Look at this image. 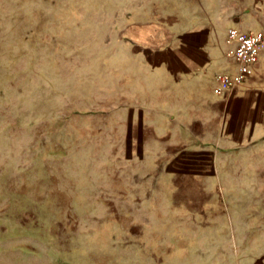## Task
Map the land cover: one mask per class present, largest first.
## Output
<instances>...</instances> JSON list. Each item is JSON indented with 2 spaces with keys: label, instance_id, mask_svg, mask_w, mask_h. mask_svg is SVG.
I'll return each mask as SVG.
<instances>
[{
  "label": "rangeland",
  "instance_id": "374dc122",
  "mask_svg": "<svg viewBox=\"0 0 264 264\" xmlns=\"http://www.w3.org/2000/svg\"><path fill=\"white\" fill-rule=\"evenodd\" d=\"M220 1L0 0V264H264V154L171 179L139 127Z\"/></svg>",
  "mask_w": 264,
  "mask_h": 264
},
{
  "label": "crops",
  "instance_id": "0c3cea01",
  "mask_svg": "<svg viewBox=\"0 0 264 264\" xmlns=\"http://www.w3.org/2000/svg\"><path fill=\"white\" fill-rule=\"evenodd\" d=\"M220 3L217 16L209 12L201 26L171 34L166 48H150L164 75L147 86L154 97L141 103L139 127L163 131L155 151L171 179L176 171L194 178L218 172L224 158L264 154V50L245 80L216 90L217 74L238 68L229 28L264 33V0Z\"/></svg>",
  "mask_w": 264,
  "mask_h": 264
},
{
  "label": "built area",
  "instance_id": "2783aa9c",
  "mask_svg": "<svg viewBox=\"0 0 264 264\" xmlns=\"http://www.w3.org/2000/svg\"><path fill=\"white\" fill-rule=\"evenodd\" d=\"M229 39L234 44L233 57L238 64L236 74L227 72L218 73L216 79L219 86L218 93L232 86L235 82L243 81L250 73L252 65L257 61L259 54L264 50V33L243 32L236 28H229Z\"/></svg>",
  "mask_w": 264,
  "mask_h": 264
}]
</instances>
